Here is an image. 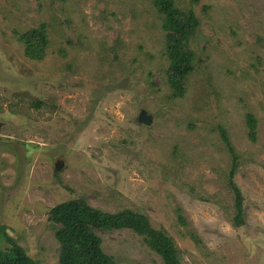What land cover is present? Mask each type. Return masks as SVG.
Listing matches in <instances>:
<instances>
[{
  "label": "rangeland",
  "instance_id": "1",
  "mask_svg": "<svg viewBox=\"0 0 264 264\" xmlns=\"http://www.w3.org/2000/svg\"><path fill=\"white\" fill-rule=\"evenodd\" d=\"M172 1L199 20L189 42L195 69L174 99L154 0H0V225L38 264L58 260L49 209L80 195L104 211L146 214L173 238L181 264H264V0ZM41 22L50 42L32 61L11 28ZM142 108L148 126L136 122ZM205 120L220 121L247 158L235 176L246 194L243 228L227 218L220 173L229 153ZM99 234L115 264H163L129 229Z\"/></svg>",
  "mask_w": 264,
  "mask_h": 264
},
{
  "label": "trees",
  "instance_id": "2",
  "mask_svg": "<svg viewBox=\"0 0 264 264\" xmlns=\"http://www.w3.org/2000/svg\"><path fill=\"white\" fill-rule=\"evenodd\" d=\"M154 5L162 16L161 27L164 31V55L167 63L160 68L170 91L167 97L182 98L187 92L188 76L195 69V52L189 42L197 30L199 20L192 10L179 9L172 0H154ZM11 29L22 45L24 57L32 61L44 59L50 42L48 24L41 22L24 32ZM79 44L83 45V42L79 41ZM117 49L115 46L109 51L116 56ZM148 84L149 89L156 88L152 72H149ZM158 89L160 90L159 87ZM13 94L16 97L20 95L17 92ZM43 104L42 101L33 102L36 108ZM244 120L247 128L246 135L250 141L255 142L257 119L252 112L247 111L244 114ZM205 122H207L206 127H203L208 134L216 135L229 153L230 163L222 168L220 173L231 202L228 206L227 218L235 229L243 228L249 222L246 212V194L235 176L238 168L247 162V158L244 152L240 153L236 150L231 142L229 131L220 121L205 120ZM194 126L190 124L191 128ZM160 165L163 172L165 166ZM175 210L178 222L187 229L190 238L196 243H201L199 235L189 227L182 207L177 206ZM48 221L52 225L54 237L59 246L57 264H115L113 256L103 250L99 232L121 229H129L136 233L143 244L161 257L163 264H181L179 249L167 231L154 227L146 214L131 208L119 209L116 212L104 211L92 206L85 196L80 195L51 207L48 211ZM0 264H38V261L31 258L15 237L8 232L4 224L0 225Z\"/></svg>",
  "mask_w": 264,
  "mask_h": 264
},
{
  "label": "water",
  "instance_id": "3",
  "mask_svg": "<svg viewBox=\"0 0 264 264\" xmlns=\"http://www.w3.org/2000/svg\"><path fill=\"white\" fill-rule=\"evenodd\" d=\"M152 119H153L152 115L148 114L147 111L142 108V109L139 110V113H138V115L136 117V122L148 126V125H150L152 123ZM59 167H60L59 164L55 165L56 169H59Z\"/></svg>",
  "mask_w": 264,
  "mask_h": 264
}]
</instances>
